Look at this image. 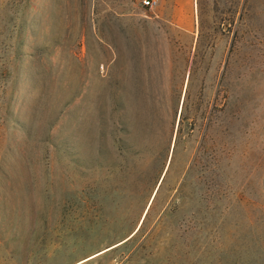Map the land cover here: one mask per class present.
Returning a JSON list of instances; mask_svg holds the SVG:
<instances>
[{"label": "rangeland", "instance_id": "rangeland-1", "mask_svg": "<svg viewBox=\"0 0 264 264\" xmlns=\"http://www.w3.org/2000/svg\"><path fill=\"white\" fill-rule=\"evenodd\" d=\"M0 264H264V0H0Z\"/></svg>", "mask_w": 264, "mask_h": 264}, {"label": "built area", "instance_id": "built-area-1", "mask_svg": "<svg viewBox=\"0 0 264 264\" xmlns=\"http://www.w3.org/2000/svg\"><path fill=\"white\" fill-rule=\"evenodd\" d=\"M144 4L149 7H154L158 4L159 0H143Z\"/></svg>", "mask_w": 264, "mask_h": 264}]
</instances>
